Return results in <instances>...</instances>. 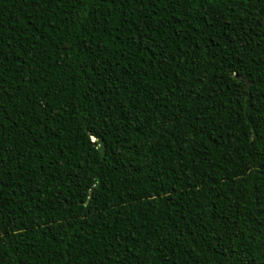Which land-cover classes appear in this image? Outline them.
<instances>
[{
	"label": "trees",
	"instance_id": "16d2710c",
	"mask_svg": "<svg viewBox=\"0 0 264 264\" xmlns=\"http://www.w3.org/2000/svg\"><path fill=\"white\" fill-rule=\"evenodd\" d=\"M0 264H264V0H0Z\"/></svg>",
	"mask_w": 264,
	"mask_h": 264
}]
</instances>
